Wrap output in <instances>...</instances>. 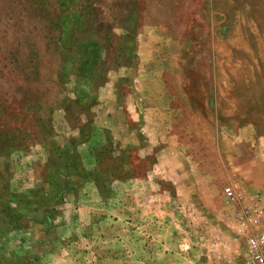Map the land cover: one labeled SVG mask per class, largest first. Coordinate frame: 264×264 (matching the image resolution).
<instances>
[{
    "label": "rangeland",
    "instance_id": "obj_1",
    "mask_svg": "<svg viewBox=\"0 0 264 264\" xmlns=\"http://www.w3.org/2000/svg\"><path fill=\"white\" fill-rule=\"evenodd\" d=\"M252 204L264 0H0V264H241Z\"/></svg>",
    "mask_w": 264,
    "mask_h": 264
},
{
    "label": "built area",
    "instance_id": "obj_2",
    "mask_svg": "<svg viewBox=\"0 0 264 264\" xmlns=\"http://www.w3.org/2000/svg\"><path fill=\"white\" fill-rule=\"evenodd\" d=\"M224 195L232 199L230 188ZM239 232L245 246V257L241 264H264V212L256 204L246 207L238 215Z\"/></svg>",
    "mask_w": 264,
    "mask_h": 264
}]
</instances>
